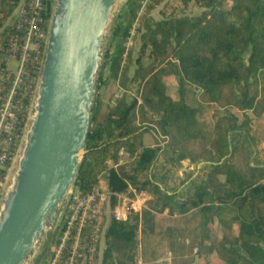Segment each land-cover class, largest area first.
<instances>
[{
  "label": "trees",
  "instance_id": "1",
  "mask_svg": "<svg viewBox=\"0 0 264 264\" xmlns=\"http://www.w3.org/2000/svg\"><path fill=\"white\" fill-rule=\"evenodd\" d=\"M20 2L0 0V29ZM142 2L127 1L122 19L112 30L99 83H104L107 67L111 78L127 76V62L123 65L126 43L138 19L141 45L133 82H139L143 90L142 104H138V99L123 102L100 122L93 116L76 179L84 193L96 187L126 193L131 185L150 196L149 205L141 213L132 214L126 221L109 222L102 264H137L139 226H142L140 241L161 232L162 213L166 209L170 214L188 213L192 220L201 221L195 234L200 244L206 243L207 257L216 253L226 264H264V160L256 157L258 166L248 165L249 175L245 176L230 163L236 145L228 151L229 138L239 136L246 137L253 151L249 132L252 121L245 111L253 108L254 98L245 95L243 120L235 117V122L226 127L217 125L218 136L209 140L197 132L199 109L189 104L186 94L188 84L213 94L241 82L244 74L254 76L261 70L264 72V0H153L138 17ZM191 2L204 12L192 17L180 14ZM163 3L160 18H153L151 12ZM51 14L52 10L49 18ZM246 54H249L248 64L244 60ZM146 57L151 61L150 66L142 63ZM170 61L173 75L179 81L178 100L167 94L164 74L158 69ZM138 108L143 123L147 113L157 115L158 128L152 130L171 138L164 148L144 144L143 134L151 128L138 124ZM177 134L186 137L179 142ZM121 148L130 157L116 167ZM172 152L180 161L205 162L211 169L205 181L191 182L195 184L194 191L182 204L175 201L176 194L165 188L168 176L157 167L161 157ZM220 175L225 180H219ZM215 222L228 230V234L216 235L209 228ZM236 229L238 234L234 233Z\"/></svg>",
  "mask_w": 264,
  "mask_h": 264
},
{
  "label": "water",
  "instance_id": "2",
  "mask_svg": "<svg viewBox=\"0 0 264 264\" xmlns=\"http://www.w3.org/2000/svg\"><path fill=\"white\" fill-rule=\"evenodd\" d=\"M116 0H56L13 192L0 199V264H28L76 183ZM29 129V130H28ZM9 183V182H8ZM8 185V184H7ZM47 251L44 249L40 258Z\"/></svg>",
  "mask_w": 264,
  "mask_h": 264
},
{
  "label": "built area",
  "instance_id": "3",
  "mask_svg": "<svg viewBox=\"0 0 264 264\" xmlns=\"http://www.w3.org/2000/svg\"><path fill=\"white\" fill-rule=\"evenodd\" d=\"M152 1L143 0L138 17ZM55 2L21 0L0 32V199L9 182V163L13 164L25 140L49 39L48 16ZM138 22L131 29L130 39L138 33ZM160 142L158 147H163L164 141ZM119 157L116 167L130 155L121 148ZM149 199L145 191L131 185L126 193L99 187L84 193L75 183L61 204L51 236L38 245L35 259L28 264H102L109 222L126 221L132 214L141 213ZM135 262L141 264L139 258ZM158 263L172 264V260L159 258Z\"/></svg>",
  "mask_w": 264,
  "mask_h": 264
},
{
  "label": "rangeland",
  "instance_id": "4",
  "mask_svg": "<svg viewBox=\"0 0 264 264\" xmlns=\"http://www.w3.org/2000/svg\"><path fill=\"white\" fill-rule=\"evenodd\" d=\"M124 2L125 0H118L115 5L103 46V55L108 49L109 41L112 36V30L115 24L122 19V14L125 9L123 8ZM163 5L164 3L151 12L153 18H160V9ZM203 12V8H200L194 2H191L187 9H182L180 11V14L192 17L201 15ZM2 29L3 28L0 29V32ZM140 45V35H138V33L131 39L129 36L124 54L126 55V59L123 64L126 65L125 63L127 62L126 66L128 68V74L126 77L120 79L111 78L109 67L104 69V83H102V85L99 84L97 98L92 109V116L96 117L97 122L102 121L108 113L114 111L123 102H131L133 99H138V104H142L141 96L143 94V90L139 82H133V78L137 70L136 60L139 56ZM244 60L246 64L249 63V54L244 56ZM171 61H175V59L171 58ZM171 61L163 66H158V69L160 70V73L164 74L163 80L166 82L167 94L173 99L178 100L180 96L179 81L178 77L173 75L174 68L171 65ZM150 62L151 61L147 57L142 60L144 66H150ZM186 90L189 104L199 109V125L197 132L206 135L209 140L218 136L217 125L221 124L222 128L226 127L227 125L235 122L233 120L235 117L243 120L241 114L243 112L242 106L245 95L247 94L249 99L254 98L253 108L245 111L252 121L249 132L253 138V141H251V143H253V151L249 148L250 144L244 136H239L234 139L229 138L230 147L228 149V151L231 152L233 147L236 145L234 159L231 160L230 163H232L239 172L248 176V165L253 167L258 166V164H255L254 161L256 157L260 160H264V72L261 70L254 76H247L244 74V78L241 82H236L232 85L222 87L213 94H207L202 89L191 84L186 86ZM140 108L137 109V113L139 112V114H137L138 124L151 128L143 134L144 144L147 146L158 147L161 144L160 139H162L164 141V145L161 148H164L169 142H171L170 136H167L166 139L164 136L161 137V135H158L152 130L153 128H158L156 125V121L158 119L156 114L151 115L150 113H147L146 121L143 123L141 121L142 118L139 116ZM28 126L30 128V122ZM176 133L177 131L174 130V134ZM176 136L177 141L179 142L183 141L186 137L181 134H177ZM23 148L24 145L11 165L9 178H11L13 174L16 175L18 172ZM219 158L220 156H217V159ZM157 167L167 174L168 179L166 181L165 188L171 193L176 194L175 201L179 204L185 203L190 194L193 193L195 184H192L191 182L196 181L198 183L200 181H205L211 170L209 167H206L204 163H191L188 159L180 161L178 160L177 154L173 152L170 153L168 157L162 156ZM219 180H225V176L220 175ZM8 185L6 190L8 189ZM147 205H149V201ZM176 212L179 213L178 211ZM210 226L212 231L220 237L228 234V230L221 227L218 223ZM141 230L142 226L140 225L137 233L138 244L140 243V245L143 243L140 241ZM234 233L238 234L239 231L236 229ZM147 241L148 237L146 236L144 242ZM34 264H38V262L36 261ZM219 264L226 263L221 260Z\"/></svg>",
  "mask_w": 264,
  "mask_h": 264
},
{
  "label": "crops",
  "instance_id": "5",
  "mask_svg": "<svg viewBox=\"0 0 264 264\" xmlns=\"http://www.w3.org/2000/svg\"><path fill=\"white\" fill-rule=\"evenodd\" d=\"M187 214H170L168 209L162 213L161 232L150 235L146 243L142 240L143 243L139 246L141 264H160L159 258H170L172 264L220 263L218 254L214 253L208 257L204 254L206 243L200 244L195 234V229L201 221L192 220ZM215 223H210L209 228Z\"/></svg>",
  "mask_w": 264,
  "mask_h": 264
},
{
  "label": "bare ground",
  "instance_id": "6",
  "mask_svg": "<svg viewBox=\"0 0 264 264\" xmlns=\"http://www.w3.org/2000/svg\"><path fill=\"white\" fill-rule=\"evenodd\" d=\"M17 179H18V173L15 175L13 174V176L11 178H9V185H8V189H7V197L13 192V190L15 189V185L17 183Z\"/></svg>",
  "mask_w": 264,
  "mask_h": 264
}]
</instances>
